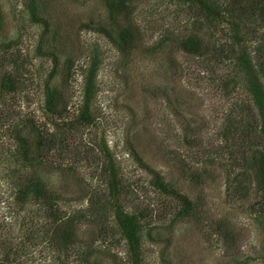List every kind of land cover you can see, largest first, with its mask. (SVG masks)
<instances>
[{"label":"rangeland","instance_id":"374dc122","mask_svg":"<svg viewBox=\"0 0 264 264\" xmlns=\"http://www.w3.org/2000/svg\"><path fill=\"white\" fill-rule=\"evenodd\" d=\"M28 1L0 0V259L7 254L20 258V264H52L38 230L45 219L36 216L31 222L38 212L34 200L16 199L30 169L22 163L14 132L27 136L26 157L35 162L34 133L29 126L22 130L23 121L43 123L51 133L63 131L46 117L45 97L52 98L55 110L66 108L71 120L81 103L85 73L96 61V128L66 129L67 151H49L50 160L64 167L41 162L33 171L37 178L65 199L66 212L84 209L87 196L104 189L96 150L104 142L133 204L146 211L144 264H264V232L252 208L259 193L239 195L229 189L238 169L231 165L241 153L231 155L221 139L231 105L247 97L241 86L224 97L214 87V73L234 72L206 62L213 49L227 50L229 42L173 0H34L48 24L46 33L30 20ZM189 37L197 39L199 55L182 51ZM8 74L29 82L16 83L11 91ZM150 169L173 191L202 201L212 229L175 222L172 207H178L154 187ZM91 233L84 224L76 233L83 243L93 241L89 264H129L118 232L110 241Z\"/></svg>","mask_w":264,"mask_h":264},{"label":"trees","instance_id":"16d2710c","mask_svg":"<svg viewBox=\"0 0 264 264\" xmlns=\"http://www.w3.org/2000/svg\"><path fill=\"white\" fill-rule=\"evenodd\" d=\"M173 1L188 9L191 15L202 20L214 34L218 33L229 42L227 50L218 45L217 50H212L210 59L206 60L207 66L212 65L219 70L221 68L234 72L214 73L218 76L213 78L214 87L224 93V97L228 95L229 90H234L235 86H241L247 97L246 101L231 105L227 116L228 124L221 132V139L227 143L231 155L241 153L239 161L231 165V170L236 167L238 169L231 178L232 185L229 189L233 194L239 193V195L248 194L252 190L259 193V200L252 205V208L256 223L264 232V0ZM27 10L30 20L34 24L43 26V32L46 33L48 24L38 15L34 0L27 2ZM181 45L182 51L187 55L200 53L195 37L185 39ZM37 52H40V47L37 48ZM96 77L97 63L93 61L84 76L81 103L71 120L68 119L67 109L55 110L51 104L52 98L46 95L44 106L49 113L46 117L49 118L54 129H62L64 132L51 133L43 123L38 125L31 120L23 121L22 130L29 126L34 133L33 140L39 152L35 162L31 157L29 159L26 157L29 156L27 136L14 132V141L21 148L24 157L22 163L27 162L30 169L29 172L26 170L27 174L22 178L23 183L17 188L16 199L21 202L31 197L38 207V212L30 220L36 216L45 219L38 230L43 236L40 238L41 243L51 252L52 264H70L71 260L76 264H89L88 256L91 252L89 250L93 241H89L88 244L83 243L76 234L78 227L83 224L91 227L93 238L103 241L112 240L113 231L118 232L127 250L129 264H144L142 232L146 226V211L137 210V206L133 204L129 185L125 184L116 160L104 142L96 147L104 189L91 192L87 196L86 207L82 210L66 212L61 205L65 199L60 194L47 189L33 172L41 162L50 161V165L56 168L64 167L60 160L56 159L54 162L50 160L49 151L55 147L58 151L61 149L67 151L63 141L67 134L66 129L73 125L96 128L98 118L93 108ZM21 80L19 75L8 74L9 90L14 91L16 83L29 82ZM47 87L44 86L46 90ZM227 146L219 150V157L224 154ZM135 159L138 164L145 166L138 156ZM228 170L230 169H226L227 174ZM149 173L153 177L154 187L161 193L169 195L175 208L178 207L176 211L172 207L175 222H193L199 226L203 225L207 231L212 229V227L208 228L204 218L202 201L191 200L187 195L173 191L162 176L151 169ZM243 178L249 180L245 185H243L245 181L242 182ZM218 227L215 225L216 231ZM19 259L18 257L10 259V255L5 254L0 259V264H20V262L16 263Z\"/></svg>","mask_w":264,"mask_h":264}]
</instances>
